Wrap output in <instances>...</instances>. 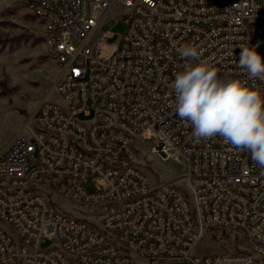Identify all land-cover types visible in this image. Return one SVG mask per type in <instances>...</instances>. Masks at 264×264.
<instances>
[{"label":"built area","instance_id":"built-area-1","mask_svg":"<svg viewBox=\"0 0 264 264\" xmlns=\"http://www.w3.org/2000/svg\"><path fill=\"white\" fill-rule=\"evenodd\" d=\"M20 1L44 14L47 50L62 78L43 88L0 152V264L264 258V168L219 135L196 142L175 112L171 88L186 63L178 49L194 45L222 79L264 90L239 66L242 45L264 58V0ZM115 7L120 11L110 17ZM125 16V33L110 42ZM92 112L90 122L79 119ZM138 139L155 140L152 154L184 164L189 198L175 180L151 183ZM88 214L95 223H84ZM212 229L242 234L248 250L195 254ZM47 240L51 246L42 248Z\"/></svg>","mask_w":264,"mask_h":264},{"label":"rangeland","instance_id":"rangeland-1","mask_svg":"<svg viewBox=\"0 0 264 264\" xmlns=\"http://www.w3.org/2000/svg\"><path fill=\"white\" fill-rule=\"evenodd\" d=\"M119 11L120 8L115 7L109 16L117 17ZM126 19V16L120 19V24L115 27L117 34L109 39L110 42H115L119 34L125 33ZM114 25V21L109 22L105 30ZM59 73L57 63L47 50L42 20L30 13L20 0H0V152L31 116L42 98L43 88L57 79ZM94 117L95 113L92 112L90 117L81 114L79 119L90 122ZM156 144L155 140H137L141 169L146 172L152 184L160 180H175L189 198V186L185 179H181L185 173L184 164L174 159L164 161L160 156L152 154L151 146ZM86 188L91 190L92 184L88 183ZM54 199L57 206L69 210L67 203ZM206 242L212 245L205 246ZM51 244L47 240L42 243V248H49ZM218 248L225 253H243L248 250L249 243L240 233L212 229L194 252L208 254ZM139 262L143 264L142 260ZM260 263L264 264V258L258 259L255 264Z\"/></svg>","mask_w":264,"mask_h":264},{"label":"clouds","instance_id":"clouds-1","mask_svg":"<svg viewBox=\"0 0 264 264\" xmlns=\"http://www.w3.org/2000/svg\"><path fill=\"white\" fill-rule=\"evenodd\" d=\"M178 51L186 63L171 88L175 112L191 126L192 137L200 142L219 135L226 144L249 151L264 168V90L241 79H222L194 45ZM239 66L249 81L264 82V58L254 47L241 46Z\"/></svg>","mask_w":264,"mask_h":264},{"label":"bare ground","instance_id":"bare-ground-1","mask_svg":"<svg viewBox=\"0 0 264 264\" xmlns=\"http://www.w3.org/2000/svg\"><path fill=\"white\" fill-rule=\"evenodd\" d=\"M34 16L40 18L44 21V14H33ZM46 37V45L47 47H52V35H45ZM59 76L57 79L62 78V70H59ZM84 223H95V214H88V216H84Z\"/></svg>","mask_w":264,"mask_h":264},{"label":"crops","instance_id":"crops-1","mask_svg":"<svg viewBox=\"0 0 264 264\" xmlns=\"http://www.w3.org/2000/svg\"><path fill=\"white\" fill-rule=\"evenodd\" d=\"M212 245V243L211 242H206L205 243V246H211ZM211 250V249H210ZM218 250V251H217ZM195 254H205L204 252H202V251H195L194 252ZM218 253H225L224 252V250L223 249H220V248H218V249H213V250H211L208 254H218ZM261 262H263V260H260ZM261 264V263H260Z\"/></svg>","mask_w":264,"mask_h":264}]
</instances>
